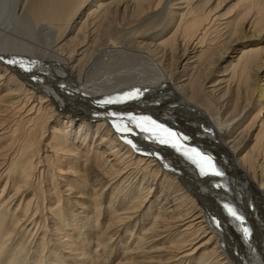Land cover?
I'll use <instances>...</instances> for the list:
<instances>
[{"label":"bare ground","instance_id":"6f19581e","mask_svg":"<svg viewBox=\"0 0 264 264\" xmlns=\"http://www.w3.org/2000/svg\"><path fill=\"white\" fill-rule=\"evenodd\" d=\"M29 1L12 12L60 64L14 53L0 18V264H264V0ZM163 5L132 29L164 106L68 96L111 26Z\"/></svg>","mask_w":264,"mask_h":264},{"label":"rangeland","instance_id":"374dc122","mask_svg":"<svg viewBox=\"0 0 264 264\" xmlns=\"http://www.w3.org/2000/svg\"><path fill=\"white\" fill-rule=\"evenodd\" d=\"M13 2H14V0H0V18H1V20L5 23L10 24L13 22L14 24H16L15 25V27L17 29L16 31L19 33H16L17 35H14V37L15 36L21 37V38L15 37V39H13L12 41H9L7 44L9 49H11L14 53L17 52V53L24 54L25 56L24 55H22V56L28 57L30 59H33L35 57V58H37V61L39 60L40 62H44L48 66H50V65L54 66V64H60V63H57L58 60L56 59L55 56L47 55L45 58H43L42 56L39 55L40 53L38 54L37 52L34 51V50H36V48L42 49L43 48L42 45L45 43V40H47V39L49 40L50 36L47 34V29L44 28L45 25L40 24L39 26H37L34 23V21L31 22V19L29 20V17L26 18V16H25L24 18H21V20H20V18L18 16L14 15L12 12ZM29 2L30 1L28 0V2H27L28 7H29ZM28 7H27L26 11H28V13H29ZM166 9L167 8L165 7V5H163V7H161L157 11V13L154 14V16H152L153 14L148 15L147 17H145L141 21L137 22L136 24H121L119 26V29L111 26V28L109 30L110 32L108 31L109 33L108 32L106 33L107 35H106L105 39L106 40L108 39L111 42L112 41L115 42V46L117 48V51L113 52V56L111 57L112 60H110L111 58L109 59L110 63L108 65H107V62L105 64L103 61V52H102L103 50H101V49L104 46L103 44L106 43L105 41H102L101 45H98V46L95 45L96 49L95 50L93 49V52H92V49L90 50V52H92V55H91L92 57H88V60H90L88 63L89 66L87 67L86 71L84 70L85 72H83V74L86 73V75L85 76L82 75L84 77L81 78V86L83 88L82 91L84 92V95H83L82 91H80L81 93L79 94L78 92L73 91V90H72V92H70L71 88H68V89H66L67 93L69 94L68 96L73 98L74 96L78 95V96H81L82 98H87L89 100H93V102L95 100L97 101L98 99H100L98 97H102V98L103 97L104 98L109 97V99L112 97L111 99H115L114 100L115 103L118 102L119 98L124 99V100H131V101L144 99V102L155 103V105H159L160 103L163 104V102H166L167 101L166 99H169V97H170L169 93L172 89L169 90V86L166 83V79L164 76H163L164 77L163 80H161V77H162L161 73H163V72L160 69H159L160 70L159 71L157 69V67H155L154 64L150 63V62H152L151 61V59H152L151 53L149 51H147L148 52V54H147L146 49L143 50V48H140L139 46H137L136 42H134V40H133V38H134L133 32L135 30H138V29L142 30V28L144 29V28H147V26H150L147 29L149 30L148 32H151V31L159 29L161 26H163L165 24V20L167 17V10ZM146 23H148V24H146ZM122 26H124V27H122ZM132 28L133 29L135 28V30L133 31ZM112 29H113V31H112ZM113 32H114V34H113ZM115 32H116V34H115ZM116 41H118V42L116 43ZM47 44L48 43H46V45ZM98 47H99V49H98ZM97 49H98V51H97ZM149 58H151V59H149ZM102 61H103V63H102ZM95 64H97V65H95ZM91 65L93 68L91 67ZM217 74H219V73H217ZM107 80H108V82H107ZM170 84L171 83H169V85ZM170 88H173V87L171 86ZM86 89H88V90H86ZM90 89H91V92L89 91ZM86 92L89 95H87ZM91 94H94V95H91ZM92 96H93V98H92ZM96 96L98 99L95 98ZM163 99H165L166 101L165 100L163 101ZM166 103H164V104H166ZM164 104H163V106H164ZM113 105H114V107H118V108L120 107V109H121V107L125 106V105H118V103H116V104L113 103ZM168 107H169V105H168ZM170 111H174V113H175L174 116L172 117V119L175 117L176 114H177L176 117H179V116L183 117V115H184V114H182V115L178 114L179 112L176 113L175 109H173V110L170 109ZM123 113H127V112L124 111ZM171 113L173 115V112H171ZM172 119L170 117L167 118L168 121L172 120ZM161 130H163V128ZM179 130L182 131L180 128H179ZM203 137L204 136L201 133L199 138H203ZM204 139H206V137ZM46 156L47 157L50 156V153H42L43 158ZM46 161H47V165L49 162L51 163V159L49 161V159L47 158ZM43 168L48 170L49 173H51V171L55 172L52 167L47 168L44 166ZM4 170L2 171L3 176L0 178V191L4 185L3 179H4V177H5L4 175L6 173V172H4ZM65 197H66V195H65ZM71 199H72V196L70 199H68V201H70V204L72 202ZM65 203H68V202H65ZM258 205L259 204H256V206H255L256 210H258V211L260 209L263 210V211L260 210L259 213L263 212V213H260V215H261L260 218L262 221H264V209L262 207L259 208L260 205L259 206ZM263 224H264V222H263Z\"/></svg>","mask_w":264,"mask_h":264},{"label":"snow or ice","instance_id":"6c2138e0","mask_svg":"<svg viewBox=\"0 0 264 264\" xmlns=\"http://www.w3.org/2000/svg\"><path fill=\"white\" fill-rule=\"evenodd\" d=\"M233 214H235V213H233Z\"/></svg>","mask_w":264,"mask_h":264}]
</instances>
